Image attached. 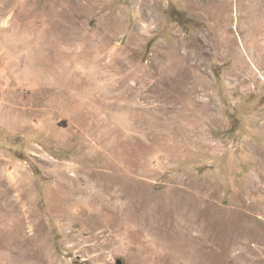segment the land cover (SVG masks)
<instances>
[{
	"label": "rangeland",
	"instance_id": "obj_1",
	"mask_svg": "<svg viewBox=\"0 0 264 264\" xmlns=\"http://www.w3.org/2000/svg\"><path fill=\"white\" fill-rule=\"evenodd\" d=\"M118 260L264 264V0H0V264Z\"/></svg>",
	"mask_w": 264,
	"mask_h": 264
},
{
	"label": "bare ground",
	"instance_id": "obj_2",
	"mask_svg": "<svg viewBox=\"0 0 264 264\" xmlns=\"http://www.w3.org/2000/svg\"><path fill=\"white\" fill-rule=\"evenodd\" d=\"M137 208L138 207L136 206L135 209H137ZM189 209H190L189 202L187 201L183 205L180 200H173V201H164V202H161L158 205L157 209H156V211H157V217L160 220L159 226L162 227L163 229H165V231L168 230V229H170L171 231H174V233L176 234V236H174V241H172V239L170 240V242L171 241L173 242L172 244H173L174 248L177 247V249H178V247H180V245L178 246L177 242H178L179 238L182 239V241L180 240V242L181 243L183 242V246L180 249V251L178 250L180 253H177V254H179L181 256H182L181 251L184 254H188V249L185 246L187 245L188 241L190 240L189 239V232H190L189 230H190V225L191 224H190L189 219L187 217L188 216ZM181 217H184L186 219L183 221V219L181 220ZM191 234H192V232H191ZM171 238H172V236H171ZM174 248H172V249H174ZM169 253H170V251H169ZM160 258H161V256H160Z\"/></svg>",
	"mask_w": 264,
	"mask_h": 264
},
{
	"label": "trees",
	"instance_id": "obj_3",
	"mask_svg": "<svg viewBox=\"0 0 264 264\" xmlns=\"http://www.w3.org/2000/svg\"><path fill=\"white\" fill-rule=\"evenodd\" d=\"M175 16L179 19V14H178V12L175 14ZM179 20H180V19H179ZM181 21L185 22V20H181Z\"/></svg>",
	"mask_w": 264,
	"mask_h": 264
},
{
	"label": "water",
	"instance_id": "obj_4",
	"mask_svg": "<svg viewBox=\"0 0 264 264\" xmlns=\"http://www.w3.org/2000/svg\"><path fill=\"white\" fill-rule=\"evenodd\" d=\"M121 263V260H118V264H120Z\"/></svg>",
	"mask_w": 264,
	"mask_h": 264
}]
</instances>
